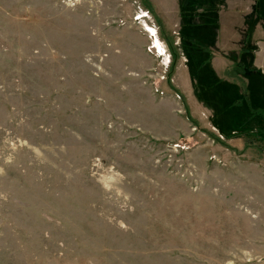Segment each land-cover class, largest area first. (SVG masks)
I'll use <instances>...</instances> for the list:
<instances>
[{
	"label": "rangeland",
	"instance_id": "1",
	"mask_svg": "<svg viewBox=\"0 0 264 264\" xmlns=\"http://www.w3.org/2000/svg\"><path fill=\"white\" fill-rule=\"evenodd\" d=\"M199 1L0 0V264L256 260L260 252L234 244L246 214L264 207V178L228 162L220 185L221 162L201 148L239 139L264 166V143L193 128L170 87L161 30L177 61L181 52L159 9L170 14L177 2L183 21L205 17ZM208 3L215 25L243 30L250 51L264 37V0ZM148 26L167 55L148 51Z\"/></svg>",
	"mask_w": 264,
	"mask_h": 264
},
{
	"label": "crops",
	"instance_id": "2",
	"mask_svg": "<svg viewBox=\"0 0 264 264\" xmlns=\"http://www.w3.org/2000/svg\"><path fill=\"white\" fill-rule=\"evenodd\" d=\"M250 2L251 0H249L248 6L244 5L245 8L250 6ZM209 5L210 4L208 3V0H200L194 5V7L204 12L203 14L205 17H203V15H192L189 19L185 18L184 21L182 18H180V14H178L177 2L175 3L173 9L171 7L170 14H166V12L161 11L160 9L159 11L163 17L166 28L172 35H174L178 49L181 52L180 59H178L175 65V71L172 73V85H170V87L173 90L174 95H178L182 99L181 104L184 108L182 109H186L188 111L189 117L191 116L192 120L195 121L196 125L192 126L193 128H197L198 124L201 127L207 126V129L215 130L210 120L211 112L204 106L202 102L196 98L194 94L193 83L189 75V70H187L188 67L186 65L185 56L188 54V52L194 53L202 47L207 48L211 53L210 65L212 69H214L216 75H218V77L224 81H230L234 79L232 77L229 78V76L226 75L227 70L230 69L234 63L240 62L246 65V60L250 59L252 65L259 71V78L261 79V86H259L260 88H257V91L254 92L264 96V37L258 38L256 36L255 39L253 38L255 41V46H253L250 51L247 46L248 36L246 33L243 32L242 35L243 30H236V33L232 31L230 32V35L227 34V32L230 30L226 31V23L224 22V19L221 18L219 22L220 26H216L215 24L217 23V20L215 18L209 17ZM239 5L240 4H238V7ZM219 7L220 13L225 10L223 5H219ZM245 8L244 11L247 10ZM238 10L240 11L241 9L238 8ZM193 11H195V9H193ZM240 13L243 14L244 12L241 10ZM232 22L233 24L235 23L234 27H239L241 29L243 28V25L239 22V19L237 21L234 14ZM230 24L231 23H229V25ZM180 33L182 35H180ZM240 38H242L241 41ZM182 41H184L186 45H189L186 46L187 49H185L187 53L186 55L184 52V47L181 46ZM217 62L219 64H217ZM243 79L249 86L248 80L246 78ZM181 104L179 103L180 106ZM187 122L190 124L192 123L191 121ZM229 142L232 143L230 148L222 146H220L218 149H208V147L201 148V150L204 149L203 154L206 157H209V153L211 152L212 155H215V157H217V159L221 162V164L218 165V169L222 171L223 176L219 179L220 185L224 186L225 181L227 180V178L224 176V172L229 169L227 167L228 162H230L234 169L237 165L243 166L244 169L253 170L255 176L258 171L262 178H264V166L253 161L246 155L251 152V150H249L250 148L239 146V139H231ZM201 150L200 148L196 147L193 148L192 151H195L196 153V151L200 152ZM255 176L254 180H256ZM262 197L264 199V196ZM248 199L251 202H259L257 197L253 198L249 196ZM220 218L224 219V214L220 216ZM246 219L249 220L248 231L243 229L238 233L236 232L237 234L244 236V238H240L241 241L242 239L244 241L239 245L236 242L234 244V248H236V250H240L241 252L248 250L251 253L253 251L260 252V254L256 257V260L252 261V257L255 256V254H253L250 255V257H245V259L249 258L251 260L245 262L243 260L242 264H264V207L260 208L259 211H249V213L246 214ZM244 243L247 244L246 247L243 245ZM242 257V255H238L236 258L232 259V264H241L240 261ZM215 264H225V259H222L221 263H218L217 261Z\"/></svg>",
	"mask_w": 264,
	"mask_h": 264
},
{
	"label": "trees",
	"instance_id": "3",
	"mask_svg": "<svg viewBox=\"0 0 264 264\" xmlns=\"http://www.w3.org/2000/svg\"><path fill=\"white\" fill-rule=\"evenodd\" d=\"M161 32L172 57L170 75L179 54L166 32ZM186 59L194 80V94L210 110L212 125L224 136L253 138L264 143V96L254 92L261 86L259 71L253 65L236 62L226 72L236 83H229L214 73L207 48L188 53ZM243 78L254 81L248 86Z\"/></svg>",
	"mask_w": 264,
	"mask_h": 264
},
{
	"label": "built area",
	"instance_id": "4",
	"mask_svg": "<svg viewBox=\"0 0 264 264\" xmlns=\"http://www.w3.org/2000/svg\"><path fill=\"white\" fill-rule=\"evenodd\" d=\"M65 4H73L74 2L76 3L77 0H61ZM140 12L136 16L137 19H143L146 16V12L139 10ZM149 28H146V31L149 33V38H150V45L148 48V51L151 53H154L155 55H167L166 53V48L163 43H161L157 37L156 30L148 26ZM154 40L158 41V45H154Z\"/></svg>",
	"mask_w": 264,
	"mask_h": 264
}]
</instances>
